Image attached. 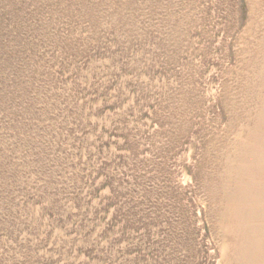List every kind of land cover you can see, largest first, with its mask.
Masks as SVG:
<instances>
[{"label":"rangeland","instance_id":"374dc122","mask_svg":"<svg viewBox=\"0 0 264 264\" xmlns=\"http://www.w3.org/2000/svg\"><path fill=\"white\" fill-rule=\"evenodd\" d=\"M0 264H264V0H0Z\"/></svg>","mask_w":264,"mask_h":264}]
</instances>
